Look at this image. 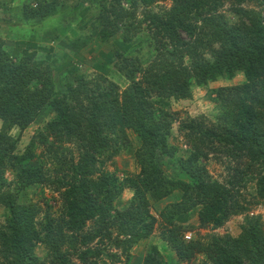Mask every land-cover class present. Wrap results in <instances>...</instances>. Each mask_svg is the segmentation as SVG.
I'll return each instance as SVG.
<instances>
[{
	"label": "trees",
	"instance_id": "trees-1",
	"mask_svg": "<svg viewBox=\"0 0 264 264\" xmlns=\"http://www.w3.org/2000/svg\"><path fill=\"white\" fill-rule=\"evenodd\" d=\"M27 1L16 7V21L41 24L70 13L85 0L65 3L61 10L59 0ZM162 1L99 0L86 18L91 35L110 45L113 67L128 81L122 91L103 76L76 75L58 88L50 63L37 60L28 49L13 54L0 43V207L7 210L0 226V264H72L74 257L80 264H96L98 246L124 252L149 238L157 223L149 211L151 203L173 195L179 201L158 216L160 238L178 263L202 256V264H264L261 217L247 214L251 206L264 201V175L255 184L257 199L245 201L240 191L251 180L248 171L264 163V0H228L234 22L218 11L224 0H170L168 9H151ZM253 1L258 11L243 8ZM4 6L0 3V9ZM6 22L0 19V25ZM145 23V38L154 51L147 66L109 40L119 33L123 44H128ZM89 38L77 37L73 46L81 49ZM237 73L244 77L242 84L213 91V102L222 113L216 123L204 116L183 120L181 129L193 150L185 159L176 157V148L168 144L175 113L165 110L159 99H188L193 83L202 87L220 78L230 80ZM45 109L49 120L43 130L23 153H15L16 139L10 131H24ZM128 131L140 141L134 152L139 171L119 181L114 173L95 167L99 157L111 159L130 147ZM37 144L44 148L42 156L52 154L48 160L57 161L56 173L44 170L43 164L27 165L37 157ZM66 144L75 145L76 162L72 157L56 158ZM204 147L233 159L246 157L244 169H231L225 184L211 179L199 162L208 155L200 151ZM158 157L167 158L190 182L167 178ZM6 170L14 180L4 178ZM43 184L60 191L62 210L57 217L45 210L39 221L41 208L21 203L20 194ZM124 189L133 195L120 210L114 201ZM197 208L201 228H220L230 216L244 213L239 235L183 239L191 227L176 220ZM88 223L91 228L86 229ZM38 245L45 249L44 258L35 254ZM109 258L121 262L116 255ZM163 260L152 246L142 264H165Z\"/></svg>",
	"mask_w": 264,
	"mask_h": 264
},
{
	"label": "rangeland",
	"instance_id": "rangeland-1",
	"mask_svg": "<svg viewBox=\"0 0 264 264\" xmlns=\"http://www.w3.org/2000/svg\"><path fill=\"white\" fill-rule=\"evenodd\" d=\"M25 1L26 0H0V3L5 5L0 9V19L2 21H7L5 24L0 25V43L2 42L5 50L13 54H18L20 49H28L29 52H35L37 60L50 63L54 67L55 83L58 88L63 87L60 85L64 82V79L70 82L76 75L84 76L85 78L103 76L117 85L121 91L127 87L128 81L113 67L114 58L110 53V45L107 42L100 41L97 36L94 37L91 35L90 24L86 20L91 9L99 0H85L83 1L84 3L81 2L83 3L82 5L74 10L72 9L70 13H62L54 16L41 24L37 22L30 24L33 23V20H31V22L16 21L19 15L16 7L18 5L20 7ZM29 1L33 3L32 0H28L27 2ZM73 2L74 0H59V9L61 10L65 3L70 4ZM170 6L171 1L164 0L153 5L151 9L157 12L159 8L168 9ZM231 6L232 1L224 0L222 6L218 7V11L234 22L236 21V17L231 11ZM243 8L259 10L257 2L255 1L244 3ZM141 11L142 8L140 7L137 11L138 20L141 19ZM202 15L207 16L208 14L204 13ZM147 35L148 32L145 23L139 27V31L131 38L128 44H123L119 33L109 40L128 55L139 56L143 61V66H147L151 63L154 55L153 49L146 41L145 37ZM77 37H90V40L85 47L78 49L73 46V42ZM206 58L210 59V56L206 55ZM185 61L188 63L187 59H185ZM243 82V75L237 73L230 80L220 78L202 87H197L193 83L191 86V97L188 99H159L165 110L175 113L176 119L172 120L168 144L176 148V157L185 159L193 150L189 139L186 138L185 130L181 129L183 120L204 116L209 122L216 123L222 113L213 102V91L219 87L239 85ZM48 120V110L45 109L39 113L35 121L24 131L20 132L17 128H13L9 136L12 139H16L15 153H23L33 136L43 130ZM127 133L130 140V147L121 150L111 159H106L105 156L99 157V163H97L95 167L99 172L114 173L119 181H123L127 175H133L139 171V167L136 165L134 159V152L139 147L140 141L131 131ZM196 145L199 146L197 143ZM65 148L66 150H59L56 153V158L59 161H67L72 157L73 161L76 162L78 159V152L75 145L66 144ZM43 149V147L37 144L36 148H34L37 157L29 161L27 165L33 166L43 164L42 167L44 170H47L49 173H56L55 169L58 168L57 161L55 158H53V161L48 160L53 157L52 154L42 156L41 153ZM200 151L208 154L207 157L201 158L199 162L204 165L209 177L223 184L226 183L228 177L231 175V169L243 170L247 161L246 157L233 159L231 156H227L224 153H213L205 147L201 148ZM156 162L167 178L190 182L186 176L173 169L167 158L158 157L156 158ZM248 173L251 180L246 183V188H241L240 191L245 201H253L254 197L257 199L255 196L256 181L260 174L264 175V163L252 167ZM4 178L8 181L14 180L13 174L9 170L5 171ZM132 195V190L124 189L114 201V206L120 210L124 209L128 205ZM173 196L151 203L149 211L150 214L157 219V223L149 238L139 241L124 252L121 248L113 249L109 246H98L99 249H101V254L99 258L95 260L96 264H142V259L152 246H156L159 249L165 264H181L177 262L175 255L160 238L162 226L160 225L161 220L158 214L162 209H168L171 203L179 201L178 196ZM20 202L23 204L34 203L39 206L42 210L38 217L39 221H42V215H44L45 210L49 211L50 215L54 217H57L62 210L60 191L56 190L55 186L53 187L48 184L35 185L26 189L20 194ZM197 211L198 208L177 218V223L191 227L183 233V239L185 233H190L191 237L194 238L199 236L206 238L210 235L219 237L224 235L237 236L240 233L241 225L244 223L245 219V214L242 213L241 215L230 216L220 228H212L211 226L201 228L198 226ZM247 214L260 216L264 231V201L251 206ZM6 216L7 210L0 207V226L5 224ZM89 228H91V223L87 224L86 229ZM91 246L97 247L95 243L91 244ZM35 254L39 258H44L45 249L43 246L38 245L35 248ZM109 255H116L121 262H112ZM202 262L203 257L197 256L192 262L182 264H202ZM72 264L80 263L74 257Z\"/></svg>",
	"mask_w": 264,
	"mask_h": 264
},
{
	"label": "built area",
	"instance_id": "built-area-1",
	"mask_svg": "<svg viewBox=\"0 0 264 264\" xmlns=\"http://www.w3.org/2000/svg\"><path fill=\"white\" fill-rule=\"evenodd\" d=\"M190 238H191V234H190V233H185V234H184V239H185V240L188 241V240H190Z\"/></svg>",
	"mask_w": 264,
	"mask_h": 264
},
{
	"label": "crops",
	"instance_id": "crops-1",
	"mask_svg": "<svg viewBox=\"0 0 264 264\" xmlns=\"http://www.w3.org/2000/svg\"><path fill=\"white\" fill-rule=\"evenodd\" d=\"M128 192H129V191H128ZM145 241H146V240H145ZM145 241H144V242H145Z\"/></svg>",
	"mask_w": 264,
	"mask_h": 264
}]
</instances>
